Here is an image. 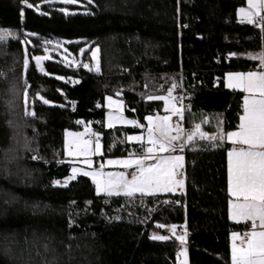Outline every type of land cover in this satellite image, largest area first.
<instances>
[{"label":"trees","instance_id":"obj_1","mask_svg":"<svg viewBox=\"0 0 264 264\" xmlns=\"http://www.w3.org/2000/svg\"><path fill=\"white\" fill-rule=\"evenodd\" d=\"M28 2L32 8L0 0V29L16 34L0 43V264H179L171 225L176 235L186 226L190 264H231L230 232L244 224L229 220L225 142L188 143L185 159L194 164L183 193L106 197L83 175L67 186L52 182L72 175L65 137L81 130L77 121L91 123L106 156L142 154L139 142L126 140L137 127L101 123L105 98L117 93L126 115L146 127L148 115L168 112L147 97L166 96L175 82L174 97L182 86L193 95L191 125L209 115L221 117L224 130L237 128L244 93L226 87V74L257 68L250 54L263 50L261 29L238 21L247 0ZM94 47L100 71L76 69L92 61ZM45 55L37 66L32 58ZM5 244L28 257L13 258Z\"/></svg>","mask_w":264,"mask_h":264},{"label":"snow or ice","instance_id":"obj_2","mask_svg":"<svg viewBox=\"0 0 264 264\" xmlns=\"http://www.w3.org/2000/svg\"><path fill=\"white\" fill-rule=\"evenodd\" d=\"M27 8L33 5L28 0H21ZM65 4H75L77 0H63ZM92 0H88L91 3ZM248 9L241 8V23L247 22L253 24L264 31V0H248ZM63 11V9H62ZM20 16H24L21 9ZM186 27V26H185ZM16 39V34L8 29H0V43H6L9 39ZM50 43V41L48 42ZM47 51V48L45 49ZM66 51V50H65ZM85 50L81 49V53ZM100 49L97 47L92 50V58L96 60V71H99V60L97 54ZM234 55V54H233ZM50 56H35L36 65L39 66L41 61L49 60ZM251 59H258L261 65V71H250L247 73H228L226 76V87L233 90H239L243 96L242 114L239 116L237 130L229 131L226 134L222 131V122L218 121V133L209 136L207 133L200 131L201 124H196L195 129L187 134L186 143H192L197 139L207 140L212 146L219 147L225 141L230 142L233 147L227 152L228 157V193L229 199V216L233 221L251 222V229L243 234L233 232L231 234V264H264V52L251 55ZM29 59H24V69H28ZM83 67L92 68L89 64ZM43 70V69H41ZM63 79V77H56ZM78 83V81H77ZM178 85L173 82L167 89V95H149L148 100H161L165 102V111L170 115L148 116L147 120V143L145 144L142 135L127 136L128 141H137L141 145L142 154L136 156L130 153L129 158L106 161L107 165H122L125 169H132L131 178H128L126 172H107L103 171L105 164L101 163L99 169L84 171L80 168L73 167L72 175L68 180L61 184L60 181H54L58 186H67V182L75 180L77 174L85 177H91L95 185L97 195L106 197L123 195L128 198H134L137 193L141 196L156 195L158 192L173 193L177 189H183L185 180L183 179L184 156L172 155L179 147L183 151L186 143L177 144L181 140L183 129L179 122H172V116L183 118L184 110L172 104L176 98L173 96L174 90ZM119 95V93H117ZM40 99L44 104L49 101L42 96ZM25 102L27 103V92H25ZM122 109V101L113 100L111 96L107 97V106ZM101 105H97L100 107ZM28 115L35 116L34 112H27ZM120 121L131 124L134 127L144 128L145 125L138 124L134 120H125L122 115L113 116L108 113L107 127H114V122ZM78 124L84 123L77 121ZM203 123H208L205 119ZM175 130L176 134L172 135ZM89 129H86V132ZM68 136H82L81 133H67ZM95 141L92 139L83 140L77 145V155H84V163L91 166L93 161L88 158L90 155H102L100 138L98 134L92 133ZM219 142V143H217ZM94 143V147H93ZM168 153V155H164ZM69 152V155H72ZM135 157V158H133ZM38 159V157H33ZM154 160V163L146 161ZM107 202V201H106ZM176 203H179L177 201ZM118 219V217H117ZM158 228H164V224H158ZM184 234L176 235L177 226L171 225L169 231L175 236V239L184 245L186 242V226ZM154 240L167 241L170 239L166 235L152 236ZM186 254V249L181 255Z\"/></svg>","mask_w":264,"mask_h":264},{"label":"rangeland","instance_id":"obj_3","mask_svg":"<svg viewBox=\"0 0 264 264\" xmlns=\"http://www.w3.org/2000/svg\"><path fill=\"white\" fill-rule=\"evenodd\" d=\"M240 8H244V6L243 7H240ZM64 9L69 10L66 7ZM245 9L247 10L248 9V6L245 7ZM262 33H263V50H262V52H264V31H262ZM95 48H97V47H94V48H92L90 50V54L89 55H91V57H92V50H94ZM97 58L99 60V71H100V56H99V53L97 54ZM91 62L93 64L94 71L95 72H99V71H96V60H94L92 58V61ZM250 71H257V72H259L261 70H259L258 67H257L255 69H250V70H245V71H236V72H232V73H247V72H250ZM107 97H109V96H107ZM107 97L105 98V101H104V107H105V110H106L105 111V118H104L103 122H101V123H103V125L106 128H108L107 127V123H108V113L109 112H111L113 114V116L122 115L125 120H132V118L129 117V116H127L126 113H125V108H124L125 107V104H124V100H123V98H122L121 95H116V96H111V97L113 98V100H116L118 102L122 101V103H123L122 109H117V106L116 105H113L111 109L108 108V106H107ZM170 114L171 113L168 111V112H166L164 114H161V115L156 114V115H151V116L156 117V116H164V115H170ZM148 116H150V115H148ZM219 119H220V121H222V118L221 117ZM173 120L174 119H173V116H172V122H174ZM147 123L148 122L146 120V127H145L144 130L129 132V133H127L126 137L127 136L142 135L143 138H144V142L146 144L147 143V134H146L147 133ZM213 124H215V122L212 123V125ZM208 125L210 126V124H208ZM117 126L133 127V125H131V124L123 123V122H120V121H115L114 122V127H117ZM90 127H91V123H85L84 122V123H82V127H81V130L80 131H69V132H71L73 134H76V133L83 134L82 136H79V137L76 136V135L68 136L66 134L65 144H66L67 153H68V155H69V152H72L73 153L72 155H69V156H73L72 159L69 160V161L73 162L74 163L73 165H75L76 168H80V169H82L84 171H92V170H97L96 168H93V164L95 163L96 160H98L100 162L99 164H101V163H104L105 164V167L103 169V171L105 173H107V172H126L128 174V178L130 179L131 178L132 169H125L122 165H107L106 164V161L109 160V159H112V160L127 159V158H129V154L120 155V156H112V155L106 156L104 154L103 144H102L101 140H100V144H101V152H102V155H94V156L90 155L88 158H90L93 161V163L91 164V166H89V165H87V164L84 163V160L86 159V157L84 155H77L76 154V152H77V145L80 144L81 141L88 140V139H90L91 136H93L92 133H94V132L93 131H90ZM86 129H89V131L86 132ZM194 129H195V126H194L193 130ZM200 131H202L204 133H208V131L205 130L203 128V126H201ZM69 132H67V133H69ZM171 134L172 135H175L176 134L175 130H173ZM182 137H183V135L181 134V140H182ZM197 137H198V134H197ZM92 140H93V138H92ZM93 142H94V140H93ZM128 142H133L134 143V142H137V141H128ZM93 147H94V143H93ZM171 154L172 155H182V156H184V154L182 153V151L179 150V147L177 148V151L176 152L171 153ZM135 155L136 156H140L141 154H135ZM164 155H168V153H165ZM133 158H135V157H133ZM154 162H155L154 160L146 161V163H154ZM184 166H185V156H184ZM79 175L80 174L78 173L77 174V177ZM88 178L91 179V177H88ZM67 180H68V177H67V179L65 178L63 181H60V182H61V184H63ZM72 181L73 180L68 181L67 182V185L70 182H72ZM91 181H92V179H91ZM185 189H186V180H185L184 188L183 189H177L173 193H183V192H185ZM165 193L166 192H158L157 194H165ZM137 194H139V193H137ZM233 232H236V230H233V231L231 230L230 234H232ZM230 243L232 244L231 235H230ZM5 245H6V249L5 250H7L10 254H12V257L13 258H19L20 259V258H26V257H28L27 252L26 253H25V251L23 252L22 250H20V248L13 247L12 244H9V245L8 244H5ZM185 249H186V254L185 255H181V253ZM42 251H43V253H46L47 252V249L45 247H42ZM38 253H39V251H35L34 252V255L37 256ZM188 255H189L188 248L184 244V245H182V247L180 249V252H179V256H180L179 264H189V256Z\"/></svg>","mask_w":264,"mask_h":264},{"label":"built area","instance_id":"obj_4","mask_svg":"<svg viewBox=\"0 0 264 264\" xmlns=\"http://www.w3.org/2000/svg\"><path fill=\"white\" fill-rule=\"evenodd\" d=\"M86 57H88V56H86ZM84 64H89V66L92 68V70H93V65H92V63L90 62V61H88V62H86V63H84ZM84 64H82V65H77V68L76 69H78V68H81V69H84V70H87V71H89V69L88 68H85V67H83V65ZM258 69L259 70H262L261 69V65H259L258 66ZM91 70V71H92ZM69 81L70 82H73V81H75V78L74 77H70L69 78ZM175 100H174V104H175V106H178V107H180V108H182L183 110H184V115H183V118H181V117H179V116H173V121L174 122H179V124H180V126L182 127V129H183V133H182V135H183V137H182V143H186V138H187V134L188 133H190V132H192L193 131V127H192V125L190 124V122H189V120L187 119V114H188V112H189V110H190V108H191V101H192V99H193V95L191 94V93H189V92H186V89H185V87L184 86H182V88H181V91L179 92V93H177L176 95H175ZM93 138V140L95 141V136H91L90 137V139H92ZM100 138V137H99ZM100 140H101V138H100ZM187 145H188V143H186V146H185V148H184V150L182 151V153L184 154V156L186 155V148H187ZM72 149V148H71ZM100 162L98 161V160H96L95 161V163L93 164V168H96V169H99V164ZM194 164V162L193 161H187L186 159H185V166H184V168H183V173H184V175H183V179H185L186 180V178H187V174H188V166L189 165H193ZM64 179H58V181H63ZM54 181H57V180H54ZM54 181L52 182L54 185H56L55 183H54ZM58 186V185H57ZM251 229V223H249V224H246V225H244L243 227H240L238 230H239V232L241 233V234H243V233H245V232H247V231H249Z\"/></svg>","mask_w":264,"mask_h":264},{"label":"crops","instance_id":"obj_5","mask_svg":"<svg viewBox=\"0 0 264 264\" xmlns=\"http://www.w3.org/2000/svg\"><path fill=\"white\" fill-rule=\"evenodd\" d=\"M249 7V5H248V0H247V3H246V5L244 6V8L245 7ZM241 8H239L238 9V12H237V15H238V18H239V20L238 21H241V14H240V10ZM262 14H264V11H262ZM244 23H247V22H244ZM228 73H232V72H228ZM227 73V74H228ZM227 74H226V76H227ZM225 80H226V78H225ZM171 106H172V104H171ZM220 117L219 116H204V117H202V119H201V121H198V122H196V123H194L193 125H192V127L194 128V126H195V124H201V126H203V128L205 129V130H207L208 131V135L209 136H213V135H216V132H218V131H216V130H214L216 127H218V121H220V119H219ZM205 119H207L208 120V122L210 123V129H207V128H205V126H206V123H203V121L205 120ZM219 119V120H218ZM215 122V124H213L212 125V123H214ZM220 122H222V121H220ZM235 130H237V128H234V129H231V130H229V131H235ZM222 131H223V133H227V132H229L228 130H224L223 129V127H222ZM181 142H182V140H180V141H178L177 142V144L179 145V144H181ZM225 143H227L228 145H229V147H228V150H227V152L233 147V145L230 143V142H228V141H225ZM72 157L73 156H70L67 160H71L72 159ZM71 162V161H70ZM227 166H228V157H227ZM73 167H75V165L73 166ZM81 175V174H80ZM228 180V179H227ZM228 186V185H227ZM229 199H230V196H229ZM228 214H229V208H228ZM229 220L232 222V224L233 223H235V224H244V225H246V224H249V223H251V222H240V223H237V222H235V221H233L232 219H230V216H229ZM233 230H236V232L237 233H240L239 232V230L238 229H233ZM232 230V231H233ZM231 235V234H230ZM190 264V263H189Z\"/></svg>","mask_w":264,"mask_h":264},{"label":"water","instance_id":"obj_6","mask_svg":"<svg viewBox=\"0 0 264 264\" xmlns=\"http://www.w3.org/2000/svg\"><path fill=\"white\" fill-rule=\"evenodd\" d=\"M41 62H42V61H41ZM137 123H138V124H142V123H140L139 121H137ZM137 129H138V130H143L144 128H138V127H137Z\"/></svg>","mask_w":264,"mask_h":264}]
</instances>
